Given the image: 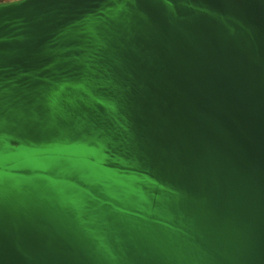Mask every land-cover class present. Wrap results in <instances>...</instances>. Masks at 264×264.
Segmentation results:
<instances>
[{
	"label": "water",
	"instance_id": "1",
	"mask_svg": "<svg viewBox=\"0 0 264 264\" xmlns=\"http://www.w3.org/2000/svg\"><path fill=\"white\" fill-rule=\"evenodd\" d=\"M0 264H264V0L0 2Z\"/></svg>",
	"mask_w": 264,
	"mask_h": 264
},
{
	"label": "trees",
	"instance_id": "2",
	"mask_svg": "<svg viewBox=\"0 0 264 264\" xmlns=\"http://www.w3.org/2000/svg\"><path fill=\"white\" fill-rule=\"evenodd\" d=\"M10 1H14V0H0V2H10Z\"/></svg>",
	"mask_w": 264,
	"mask_h": 264
}]
</instances>
